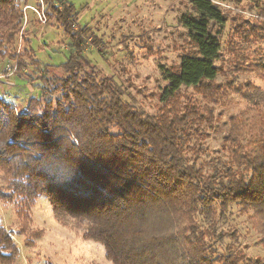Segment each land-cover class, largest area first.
I'll use <instances>...</instances> for the list:
<instances>
[{
    "label": "trees",
    "instance_id": "16d2710c",
    "mask_svg": "<svg viewBox=\"0 0 264 264\" xmlns=\"http://www.w3.org/2000/svg\"><path fill=\"white\" fill-rule=\"evenodd\" d=\"M225 1L190 0L191 11L179 16L191 49L176 66L159 67V110L149 114L126 85L83 56L88 40L100 41L87 27H76L73 5L0 0V64L15 57L22 29L17 70L37 65L34 32L26 26H41L34 13L43 6L47 25L63 31L71 51L62 75H29L43 85L37 95H26L23 109L0 94V173L12 196H45L59 222L101 245L111 264H264L238 248L239 230L230 223L238 207L264 246L263 92L245 86L250 108L229 118L213 157L203 134L213 128L207 125L212 112L198 103L175 108L182 89H200L209 99L219 73ZM252 35L264 42L262 26ZM260 63L264 72V56ZM55 93L61 95L52 100ZM2 190L0 198L9 197ZM12 248L0 225V264L11 263Z\"/></svg>",
    "mask_w": 264,
    "mask_h": 264
},
{
    "label": "rangeland",
    "instance_id": "374dc122",
    "mask_svg": "<svg viewBox=\"0 0 264 264\" xmlns=\"http://www.w3.org/2000/svg\"><path fill=\"white\" fill-rule=\"evenodd\" d=\"M64 1L78 13L76 27H87L96 37L94 40L101 42L87 41L82 52L86 60L126 85L136 106L149 114L158 113L157 95L164 85L159 67L176 66L179 57L191 49L178 24L179 16L191 11L190 0ZM221 7L227 22L220 34L221 56L216 62L219 73L209 84V99L194 88L182 89L175 98V108L179 110L184 104L190 107L198 103L201 109L212 112V123L207 125L213 128L203 133L208 135L205 148L210 157L226 136L229 118L239 117L250 108V101L244 99L245 86L257 87L264 94L260 63L264 42L252 35L258 27L264 28V0H227ZM42 10V22L34 13L41 26L36 31L32 24L26 26L34 32L29 37L37 65H30L28 71L17 70L22 29L15 57L0 64V94L6 92V100L15 108L23 109L27 94L35 96L40 92L42 81L30 80L33 76L62 75V66L71 56L70 40L55 23L47 25L44 6ZM34 15L28 11V17L35 19ZM19 72L20 75L16 74ZM60 95L53 94L52 100ZM7 180L5 173H0L1 194L9 196L0 198V225L13 245L10 264H111L101 245L84 240L79 229L59 222L45 196H12ZM233 211L230 223L239 230L238 248L250 257L264 259V246L256 243V234L251 232L246 217L238 207Z\"/></svg>",
    "mask_w": 264,
    "mask_h": 264
},
{
    "label": "built area",
    "instance_id": "2783aa9c",
    "mask_svg": "<svg viewBox=\"0 0 264 264\" xmlns=\"http://www.w3.org/2000/svg\"><path fill=\"white\" fill-rule=\"evenodd\" d=\"M37 14H38L39 19L41 20V22L44 21L43 10H41V12H37Z\"/></svg>",
    "mask_w": 264,
    "mask_h": 264
},
{
    "label": "snow or ice",
    "instance_id": "6c2138e0",
    "mask_svg": "<svg viewBox=\"0 0 264 264\" xmlns=\"http://www.w3.org/2000/svg\"><path fill=\"white\" fill-rule=\"evenodd\" d=\"M53 163V166H54V162H52Z\"/></svg>",
    "mask_w": 264,
    "mask_h": 264
}]
</instances>
